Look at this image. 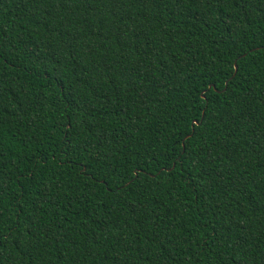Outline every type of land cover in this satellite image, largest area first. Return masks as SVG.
<instances>
[{
  "label": "trees",
  "instance_id": "16d2710c",
  "mask_svg": "<svg viewBox=\"0 0 264 264\" xmlns=\"http://www.w3.org/2000/svg\"><path fill=\"white\" fill-rule=\"evenodd\" d=\"M0 208V264H264V0H0Z\"/></svg>",
  "mask_w": 264,
  "mask_h": 264
},
{
  "label": "snow or ice",
  "instance_id": "6c2138e0",
  "mask_svg": "<svg viewBox=\"0 0 264 264\" xmlns=\"http://www.w3.org/2000/svg\"><path fill=\"white\" fill-rule=\"evenodd\" d=\"M233 71H237V69H233ZM202 99H204L205 101L208 100V96L207 95H204L202 96ZM201 108L206 112L207 109L204 108L203 105H201ZM203 124V121L198 118V117H194L191 121H189V125H190V128L192 129L193 133L199 128V126H201ZM180 139H183L182 137ZM179 155V154H177ZM133 163L135 164V162L133 161ZM140 165L139 164H135V167L132 169V172H131V175H130V179H140ZM3 212V209L0 208V213Z\"/></svg>",
  "mask_w": 264,
  "mask_h": 264
},
{
  "label": "water",
  "instance_id": "95a60500",
  "mask_svg": "<svg viewBox=\"0 0 264 264\" xmlns=\"http://www.w3.org/2000/svg\"><path fill=\"white\" fill-rule=\"evenodd\" d=\"M237 67H236V65H235V69H236Z\"/></svg>",
  "mask_w": 264,
  "mask_h": 264
}]
</instances>
